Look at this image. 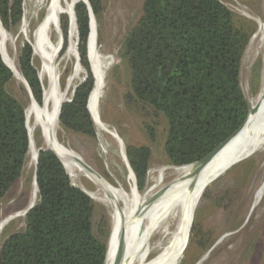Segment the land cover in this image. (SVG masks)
Masks as SVG:
<instances>
[{
    "label": "trees",
    "instance_id": "1",
    "mask_svg": "<svg viewBox=\"0 0 264 264\" xmlns=\"http://www.w3.org/2000/svg\"><path fill=\"white\" fill-rule=\"evenodd\" d=\"M87 1L98 24L102 0ZM73 9L77 56L87 76L76 86L71 101L62 104L58 125L64 131L95 140L87 109L94 87V68L87 49L90 17L81 1ZM63 14L58 20L65 51L70 23ZM22 19L23 0H0V23L7 34L17 35ZM256 31L254 22L236 15L220 0H143L141 15L127 31L118 52L121 64L130 73L124 101L144 118L162 119L163 149L169 166L185 168L201 161L243 124L250 104L240 86V68ZM17 64L34 101L42 107L43 89L27 42L18 48ZM14 82L0 55L2 201L21 178L29 149L26 110L30 99L22 85L23 102L10 93L9 86ZM144 127L153 141V126L144 123ZM40 149L35 205L24 217V228L2 241L0 264H105L109 218L102 214L96 220L97 204L71 185L52 151ZM125 152L141 193L151 151L145 146L126 145ZM190 233L188 248L207 249L203 240L196 239L195 224ZM196 263L191 260L189 264Z\"/></svg>",
    "mask_w": 264,
    "mask_h": 264
},
{
    "label": "rangeland",
    "instance_id": "2",
    "mask_svg": "<svg viewBox=\"0 0 264 264\" xmlns=\"http://www.w3.org/2000/svg\"><path fill=\"white\" fill-rule=\"evenodd\" d=\"M220 1L230 11L254 22L257 26V31L243 55L240 68V86L245 98L251 104L264 90V0ZM48 2V0H23L25 26L21 25L15 36L7 34L3 50L0 47L2 58L4 54L6 58L13 59L18 69L19 46L26 40L31 44L34 66L42 85L43 96L48 90L49 80L41 75L43 59L40 53H36L34 50L33 33L45 15ZM142 4L143 0H102V17L98 24L95 21V54L109 62L105 80L103 83L100 82L101 88L98 90L99 92L104 86L103 92L96 100L99 117L111 131L121 138L124 146H145L151 151L146 186L141 193H138L141 198L140 202L153 198L162 189L174 184L180 178L179 172L185 169L168 165L163 149L164 122L162 119L144 118L141 113L133 110L124 101V94L129 90L130 73L121 64L118 52L127 31L140 17ZM260 26H262L261 32L258 29ZM49 31L48 40L52 45H55L60 38L59 33L54 28ZM75 43H77V36ZM63 47L62 34L61 48L54 61V90L56 91L53 90L52 95L64 94V98L67 100L70 98L73 88L82 83L87 74L79 67V76L68 86V80L75 71L78 59L76 52L72 57L67 55L69 32L65 51H63ZM14 80L15 82L9 86V91L23 102L25 95L19 89L21 83ZM94 83L96 84L95 78ZM31 123H33V119ZM144 123L153 126V141L149 138ZM94 127L96 138L92 140L64 131L58 125L57 140L62 146L75 152L85 164L111 185L115 187L120 185L129 192L131 180L121 159L118 144L111 136L99 132L97 126ZM33 140L37 150L46 149L39 127H36L33 132ZM28 162L27 157L21 178L9 191L7 197L3 201L0 200V245L4 238L24 228L23 215L14 219L12 217L16 214H23L30 200L34 166L29 167ZM263 177L264 151H259L240 161L239 164L234 165L212 181L197 205L190 228L191 232L195 224L196 239L203 240L207 249L202 250L197 246L188 248L191 235L189 232L178 257L170 264H189L191 260H197L196 264H264V197L259 203L260 205L251 209L253 193ZM80 186L91 192L96 191V187L84 177H79L75 181V187L80 188ZM93 202L97 204L95 219L106 214L111 228L112 209ZM140 202L138 203L140 204ZM110 231L111 229L109 233ZM161 237L160 234H157L151 240L150 254L146 263L164 251L165 247L156 248Z\"/></svg>",
    "mask_w": 264,
    "mask_h": 264
},
{
    "label": "bare ground",
    "instance_id": "3",
    "mask_svg": "<svg viewBox=\"0 0 264 264\" xmlns=\"http://www.w3.org/2000/svg\"><path fill=\"white\" fill-rule=\"evenodd\" d=\"M48 1L45 15L33 33V41L35 52L40 53L43 59L41 75L48 78L49 84L48 90L43 96V106L39 107L35 102H32L26 110L31 139L27 154L29 159L28 165L29 167H33L36 163L37 148L33 140V132L36 127H39L45 146L56 152L64 165L71 184L75 186V181L79 177H84L96 187V191L91 192L81 186L80 188L93 201L112 209V225L107 243L105 264H170L178 257L180 250L186 243L192 218L207 186L234 165L239 164L240 161L251 157L259 151H264V90L251 103L252 108L258 105L256 112L248 117L244 127L231 141L220 146L194 174H192V167H185V169L179 172L180 178L174 184L162 189L153 198L140 202L141 198L134 191L133 176L129 172L127 173L131 184L130 190L127 192L120 185L115 187L102 176L99 178L89 172L78 161L80 157L72 150L62 146L57 140V114L61 103L65 99L64 94L59 96L52 95L55 88L54 61L62 44L58 17L62 12L70 16L69 49L67 55L72 57L76 52L75 38L77 36L76 24L72 13L73 8L79 1H84L87 4L88 1ZM89 17L88 59L91 66L95 69L94 78L96 84L94 83V87L88 97L87 109L94 126H97V130L111 136L118 144L121 153L122 148L119 146L121 144L117 141L115 133L101 121L97 111L96 100L100 98L104 86H102L99 92L98 90L101 88L100 82L102 81L103 83L105 80L109 62L107 59L100 56L99 58L95 54L96 25L92 14H89ZM51 28L57 30L60 36L55 45H52L48 40V32H50ZM258 29L261 32L262 26ZM6 39L7 35L0 28V47L2 50ZM2 59L10 68L15 78L19 80L21 76L15 61L6 58L4 54ZM78 76L79 67L76 65L73 75L68 80V86ZM56 94L58 93L56 92ZM32 119L33 123H31ZM37 191L36 186L32 183V191L27 208L36 202ZM263 197L264 177L253 193L251 209L260 205L259 203ZM22 215L16 214L12 219ZM157 234H160L162 237L156 248L165 247L166 249L164 248V251H161L160 255L146 263L150 254V242ZM123 243L126 248L124 258L121 255Z\"/></svg>",
    "mask_w": 264,
    "mask_h": 264
},
{
    "label": "water",
    "instance_id": "4",
    "mask_svg": "<svg viewBox=\"0 0 264 264\" xmlns=\"http://www.w3.org/2000/svg\"><path fill=\"white\" fill-rule=\"evenodd\" d=\"M81 2H83L85 5H86V7H87V13L88 14H92V12H91V7H90V5L89 4H87V3H85L84 1H81ZM73 17H74V20H75V16H74V9H73ZM68 15V14H67ZM68 17H69V23H70V16L68 15ZM92 17H93V15H92ZM94 18V17H93ZM24 24V26H25V21H24V18L22 19V22H21V25H23ZM75 24H76V21H75ZM0 28H1V30L4 32V34L5 35H7V33L5 32V30L2 28V25H1V23H0ZM76 31H77V27H76ZM26 42L31 46V44L26 40ZM61 42H62V32H61ZM77 45H78V34H77V43H76V53H77ZM32 47V46H31ZM0 55H1V53H0ZM2 57V56H1ZM3 60V59H2ZM4 62V61H3ZM4 64H5V62H4ZM6 65V64H5ZM7 66V65H6ZM77 66L78 67H80V62H79V58L77 59ZM8 67V66H7ZM8 69L10 70V68L8 67ZM11 71V70H10ZM12 72V71H11ZM13 74V73H12ZM20 79L18 80V79H16L15 78V76L13 75V77H14V79H16L17 81H19L20 83H21V85L25 88V90H26V92H27V95H28V97H29V99H30V103H32V102H35L34 101V99H33V96H32V93H31V91H30V89H29V87H28V85H27V83H26V81L24 80V78L22 77V75L20 74ZM84 82V81H83ZM81 84V83H80ZM75 89H76V87H74L73 88V90H72V92H71V96H70V98L69 99H65L62 103H61V105H60V107H59V110H58V114H57V122H58V117H59V113H60V109H61V106H62V104H64V103H66V102H70L71 101V99H72V97H73V95H74V92H75ZM36 103V102H35ZM37 104V103H36ZM257 108H258V105H256L255 107H253L252 108V106H251V104H250V106H249V110H248V114H247V116H246V118H245V120H244V122H243V124L240 126V128L236 131V132H234L233 133V135L227 140V141H225L224 143H222L220 146H222V145H224V144H226V143H228L229 141H231L238 133H239V131L244 127V125H245V123H246V121H247V119H248V117L250 116V115H252V114H254L255 112H256V110H257ZM90 114V113H89ZM91 116V115H90ZM92 119V118H91ZM93 121V120H92ZM26 128H27V132H28V137H29V144H30V134H29V130H28V121H27V116H26ZM115 137H116V139H117V141L121 144V145H119V146H121V148H122V151H121V159H122V161H123V163H124V165H125V167H126V171L127 172H129L132 176H133V179H134V191H135V193L136 194H138V191H137V188H136V183H135V178H134V175H133V173H132V171H131V169H130V166H129V164H128V161H127V158H126V152H125V146H124V144H123V141L121 140V138L117 135V134H115ZM219 146V147H220ZM219 147H217L212 153H210L208 156H206L204 159H202L201 161H199V162H197V163H194V164H192V165H190V167H192V174H194L206 161H207V159L219 148ZM46 149L47 150H50V151H52L55 155H56V157L59 159V157L57 156V154H56V152L54 151V150H52L51 148H49V147H47L46 146ZM41 149H39V150H37V158H36V163H35V166H34V174H33V183H34V185L36 186V188H37V185H36V166H37V161H38V152L40 151ZM59 161L61 162V164L63 165V163H62V161L59 159ZM78 161L89 171V172H91V173H93V174H95L97 177H99L100 178V175L95 171V170H92V168H90L87 164H85L84 162H82L81 161V159L79 158L78 159ZM63 167H64V165H63ZM65 169V168H64ZM73 187H75L73 184H71ZM75 188H77V187H75ZM78 189H80L83 193H85L90 199H92L83 189H81V188H78ZM35 205V203L34 204H32L30 207H28L27 209H25V211L23 212V217H25V215L27 214V212L29 211V210H31L32 208H33V206ZM126 248H125V245H124V243H123V246H122V252H121V255H122V257L124 258L125 257V253H126V250H125Z\"/></svg>",
    "mask_w": 264,
    "mask_h": 264
},
{
    "label": "built area",
    "instance_id": "5",
    "mask_svg": "<svg viewBox=\"0 0 264 264\" xmlns=\"http://www.w3.org/2000/svg\"><path fill=\"white\" fill-rule=\"evenodd\" d=\"M62 32V31H61Z\"/></svg>",
    "mask_w": 264,
    "mask_h": 264
}]
</instances>
